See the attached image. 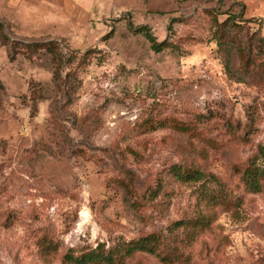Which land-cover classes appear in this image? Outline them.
<instances>
[{
	"label": "rangeland",
	"instance_id": "rangeland-1",
	"mask_svg": "<svg viewBox=\"0 0 264 264\" xmlns=\"http://www.w3.org/2000/svg\"><path fill=\"white\" fill-rule=\"evenodd\" d=\"M213 15L237 42L218 43ZM0 19V264H70L152 233L158 252L126 264H264V180L243 178L264 166V0H0ZM49 40L75 56L72 100L50 58L24 52ZM163 119L194 134L146 129Z\"/></svg>",
	"mask_w": 264,
	"mask_h": 264
},
{
	"label": "trees",
	"instance_id": "trees-1",
	"mask_svg": "<svg viewBox=\"0 0 264 264\" xmlns=\"http://www.w3.org/2000/svg\"><path fill=\"white\" fill-rule=\"evenodd\" d=\"M237 23L230 20L219 22L218 17L213 15L212 26L215 27V38L218 43L224 44L226 40L230 42H237L238 31L234 29ZM130 29L134 33L143 34L150 42L156 51H161L165 47V42H158L154 35L151 33L150 28L146 25L135 27L130 23ZM5 22L0 19V39L3 44H9L10 39L5 31ZM13 48H16V43L12 42ZM170 46V45H169ZM237 51L245 54V48L236 46ZM24 52L29 57H34L40 53L47 55L50 58L51 66L53 69V80L55 85L64 92L68 100H72L73 94L80 86V81L76 73L71 69L70 65L75 62V56L65 55L62 48L54 40L49 41H36L24 44ZM88 53V52H87ZM35 102V101H34ZM147 128L160 129V128H173L183 133L194 134L187 124L176 120H159L155 123L152 121L147 122ZM175 169V174L178 175L180 180H199L204 176V172L198 169L182 170V167ZM245 184L249 189L258 192L263 188L264 180V166L257 165L254 161L243 172ZM160 237L154 233L133 240L123 247L105 248L104 244H99L95 248L82 252L81 254L74 255L71 252L65 254L64 259L70 264H126V258L134 254L136 251H144L149 253H157L160 248ZM45 248L57 249L56 245L45 243ZM160 254V253H159ZM163 262L166 264H173L167 255L162 256Z\"/></svg>",
	"mask_w": 264,
	"mask_h": 264
}]
</instances>
